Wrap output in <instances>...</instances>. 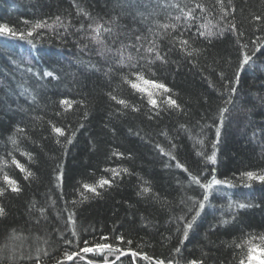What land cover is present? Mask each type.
<instances>
[{"label":"trees","instance_id":"obj_1","mask_svg":"<svg viewBox=\"0 0 264 264\" xmlns=\"http://www.w3.org/2000/svg\"><path fill=\"white\" fill-rule=\"evenodd\" d=\"M197 4L202 8H196ZM223 6L235 11L222 21L220 0H0V23L15 31L27 33L38 22L52 25L36 29L28 38L31 44L0 35V188L7 187L5 175L21 188L18 193L5 190L0 195L5 209L0 216V246L8 244L3 264H8L12 248L16 264H33L22 259L28 256H40L41 264H55L69 250L64 239H73L69 231L73 225L65 223L69 213L75 214L81 247L85 239L107 235L111 241L113 235L123 234L125 242H117L120 247L131 241L133 250L153 258L177 256L179 247L180 264L192 259L203 264H239L249 241L262 246L264 183L248 181L241 174L264 170V47L257 52L255 65L241 73L239 84L231 85L237 88L233 104L224 101L228 80L238 66L239 46L246 44L251 50L257 43L264 44V0H231V4L223 0ZM189 10L195 19L186 23ZM257 16L262 19L256 20ZM174 23L182 33L179 38L189 41L187 50H197L192 57L172 42L177 35L173 29L159 27ZM228 23H234L236 30L229 31ZM97 25L103 26L100 44L91 39V29ZM200 25L217 33L223 29V34L201 37ZM153 41L167 63L155 61L146 52ZM139 43L143 47H137ZM121 51L148 70L143 80L128 76L129 81L152 91L158 102L162 94L146 81L163 82L181 110H161L156 115L147 103V93L121 79L129 71L118 63ZM42 70L52 71L57 79L34 75H42ZM63 99L75 102L71 109L59 103ZM121 99L139 111L125 109L117 103ZM221 107L229 110L217 140L214 125ZM52 125L64 128L65 136L54 133ZM10 137H15L16 145ZM213 143L215 164L197 155H211ZM157 144L172 151L193 174L214 170L217 178L234 185L217 186L213 207L206 208L187 239L178 231L181 224L175 218L185 214L180 201L199 193L188 184L183 170L166 166L169 157L159 152ZM13 158L32 176L25 180ZM125 168L128 173L122 171ZM107 169L120 175L113 176ZM60 173L62 180L57 179ZM100 178L111 179L112 184L98 187L99 195L83 189L84 183L97 185ZM142 187L151 192L141 194ZM230 201L248 207L236 209L233 203L229 210ZM221 217L229 223L220 224ZM13 229L20 239H7ZM259 258L264 259V254ZM87 260L103 264V258L94 253L77 259L76 264H87ZM117 264H130V260L122 256Z\"/></svg>","mask_w":264,"mask_h":264},{"label":"snow or ice","instance_id":"obj_2","mask_svg":"<svg viewBox=\"0 0 264 264\" xmlns=\"http://www.w3.org/2000/svg\"><path fill=\"white\" fill-rule=\"evenodd\" d=\"M221 3V11L223 15L221 16V20H225L226 17L231 15L234 11L235 8L233 7L231 11L227 10L223 6V0H220ZM229 3L231 4V0H229ZM176 8H179L180 6L177 4L175 5ZM196 8H202V5H195ZM187 17V22L194 21L195 17L193 16V12L189 10L186 14ZM176 21L181 20V16L175 17ZM256 20H261L262 17L257 16L255 17ZM57 21H59V17H57ZM45 27H52V25L47 24V23H36L32 30L28 31L27 33L25 32H18L15 31L12 27H10L7 24L0 23V35L3 36H8L12 38H19L21 40H27L29 44H31V40L28 38L33 35V32L36 29H41ZM91 27V26H90ZM102 25H97L95 28H92V32L94 35H92L91 39L97 43L100 44L103 41L101 40V28ZM163 30H168L169 28L173 29L177 35L173 37L172 42L174 44H178L179 50L184 52V54L187 57H192L193 53L196 52V49H193L192 51H188V46H189V41L179 38L182 36V33H179V26L178 24H163L159 26ZM227 28L229 31H235L236 30V25L234 23H228ZM83 29V26H82ZM203 29V30H201ZM198 35L201 37L205 38H211L212 36L218 35V34H223V29L220 30L219 33L212 31V29L208 25H200V28L197 30ZM105 33H111L110 28H104ZM142 38L137 37L138 42L141 41ZM152 46L148 47L146 49L147 53H151L155 57V61H159L161 63H167L165 60L164 55L161 54V51L159 50L158 45L155 43V41L151 42ZM123 47V46H122ZM131 47V45L129 46ZM137 47H143L142 43H139ZM261 47H264V44H255L251 50H249L248 45L246 44H241L239 46V52H238V66L235 70L233 79L228 80V85L229 87L226 88L227 91V98L224 101L225 105H232L233 104V96L237 92V88L235 86H231L233 84H239L240 82V76L241 73L252 68L255 65V58L257 52L261 50ZM111 51V50H109ZM102 54V53H101ZM141 59H144L143 57ZM153 61H148L145 60V63H152ZM118 63L121 66L126 65L127 68L129 69L128 75L121 77L122 80L127 81L128 83L131 84V87L133 89H137L141 93H147V103L151 106L152 111L156 114L159 115V112L161 110H181L180 105L177 103L175 99L172 98L171 96V89L167 87L166 84L163 82H157L155 79L153 80H148L146 83L153 84L155 88L158 90L159 93L162 95L158 99L156 98V95L152 91H148L147 89L144 88H139L137 84L132 83L131 81L128 80V76L133 77L136 80H143L144 79V73L148 71L145 67L144 64L139 63L135 57L128 55L125 56L123 52H119V61ZM29 71H32V69H29ZM38 78L43 79V78H53L57 79V77L54 76V73L52 71H46L42 70V75L40 72L34 73ZM220 76L222 79H224V74L220 73ZM27 92V90H25ZM111 95V94H109ZM33 101L36 100V97L33 95L31 97ZM112 100H116L115 96H111ZM61 105L65 107V110L71 109L73 106L74 101H70L68 99H63L59 102ZM118 104L123 105L125 109L131 108L132 111H139L138 108H136L134 105H130L128 102L125 100L121 99L117 101ZM163 105V109L161 107ZM228 107H221L219 109V114H218V124L214 125L215 126V134L217 137V140L220 136V127L219 125L223 124L225 113L228 112ZM181 128H185L184 125H181ZM185 130H187L185 128ZM18 132H22V129H17ZM52 131L56 134H59V136L64 137L65 136V129L62 127H56L55 125H52ZM164 135H167V133H163ZM72 136L75 135V133L71 134ZM67 143H71V138L65 137ZM11 143L13 145L17 144V140L15 137H10ZM59 142V141H57ZM199 144L203 145L204 141L202 139H199L197 141ZM159 152L163 156L169 157V165L166 166H172L176 169L183 170V173L187 174L188 179V184L196 186L194 191H197L199 194L196 197H188L187 201L181 200L180 203L184 205V211L185 214L177 216L175 219L177 220L178 223L181 224L180 228H178V231H180L183 235L184 239L188 238L189 232L193 229V226L196 224L198 219L202 218V215L204 214L206 208L208 207H213L211 204V198L213 196L214 191L217 190V186H222V185H227V187L232 188L234 185L226 180V179H219L215 175L214 170L204 172V171H199L197 174H193L191 171H189L188 167L185 166L184 163H181L175 155H173L172 151H165L164 148H162L159 144L155 146ZM171 147L174 149L175 144H172ZM215 143L212 144V153L211 155L205 156L203 152L197 153L199 156H203L206 162H211L212 164H215L216 162V151H215ZM23 155L25 156H30L28 153H24ZM113 155H118L123 157V153H113ZM129 158H131V154H129ZM174 161V165L171 163ZM13 164L15 167L19 168L21 172L25 173L24 179L27 180L30 176H32V173L24 167L23 164H21L19 161L15 160L13 158ZM59 172V169H57ZM108 172H111L113 176H119L120 173L116 171L115 169H107ZM123 172L128 173V169H122ZM131 174V173H129ZM242 177L246 178L248 181H258L260 183H264V170H261L259 173L254 172V171H247L241 174ZM63 178V173H60V175L57 177L58 180H62ZM4 182L6 183V188H0V195L3 194L5 190H10L11 192H20L21 188L18 184V182L5 175L3 177ZM144 183H148L147 181H144ZM112 184L111 179L107 178H100L99 181L97 182V185H91L88 183H84L82 185L83 189L91 192L92 194L99 195L98 192V187L99 188H104L105 186L110 187ZM59 187V185H57ZM250 187L251 185H247ZM151 189L147 187H142L141 188V194L144 193H150ZM83 192H81V196L83 197ZM233 203H235V208L236 209H244L248 207V205L244 203H238V202H229L227 205L228 209L231 210L233 207ZM223 207V206H221ZM44 210L41 209V214H43ZM188 214H190V219L187 218ZM5 215V209L2 205H0V216ZM233 219H235V215L233 214ZM65 223H71L73 227L69 229L71 236L73 239H64V244L68 246L69 250L63 251V256L61 259H57L55 264H65V262H71V264H76V260H84L86 259V254L88 253H94L103 258V264H117V261L120 260V258L127 257L130 260V264H135L137 260H145L148 261L149 264H180V260L183 259V257L180 255L181 254V249L177 247L175 249V252L177 256L174 257H169L166 259H159V258H153L150 257L147 253H144L142 251H136L133 250L130 245L131 241L126 242V247H120L117 242L124 243L125 242V236L123 234L119 235H113L111 241L109 240V236L107 235H102L98 239L93 238L92 240L85 239L83 240V246H80V239L79 235L75 229V214L74 213H69L67 216V220ZM220 224H228L229 220L224 219L221 217L219 220ZM88 231V230H85ZM62 235V234H61ZM63 238V235H62ZM8 240H17L20 239V234L16 232L15 229L11 230L8 238ZM261 240V247L253 246L251 245V241H249V248L247 249L246 253H242V255L245 257L244 259L239 260V264H264V259H260L259 255L264 254V235L260 236ZM8 248V244L5 243L4 245L0 246V264H3L4 262V251L5 249ZM15 248L11 249V252L7 256V261L8 264H16V256H15ZM44 251L43 249H37V252ZM44 255L47 256V252L44 251ZM114 256L115 259L109 260L108 257ZM22 259L26 260H31L33 261V264H41V257L36 256L35 258L32 256L28 257H22ZM87 264H94L93 260H87ZM185 264H203L202 260L198 259H192V260H186Z\"/></svg>","mask_w":264,"mask_h":264}]
</instances>
